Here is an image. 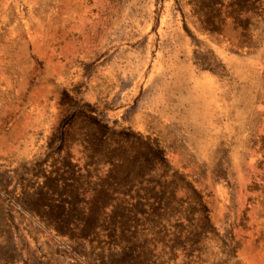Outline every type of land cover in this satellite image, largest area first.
Segmentation results:
<instances>
[{"label":"rangeland","instance_id":"1","mask_svg":"<svg viewBox=\"0 0 264 264\" xmlns=\"http://www.w3.org/2000/svg\"><path fill=\"white\" fill-rule=\"evenodd\" d=\"M0 264H264V0H0Z\"/></svg>","mask_w":264,"mask_h":264}]
</instances>
